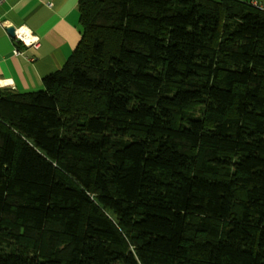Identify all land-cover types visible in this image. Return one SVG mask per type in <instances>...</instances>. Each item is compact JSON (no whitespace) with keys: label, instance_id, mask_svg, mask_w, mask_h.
Returning <instances> with one entry per match:
<instances>
[{"label":"trees","instance_id":"obj_1","mask_svg":"<svg viewBox=\"0 0 264 264\" xmlns=\"http://www.w3.org/2000/svg\"><path fill=\"white\" fill-rule=\"evenodd\" d=\"M79 13L42 90L0 88V264H264V10Z\"/></svg>","mask_w":264,"mask_h":264},{"label":"crops","instance_id":"obj_2","mask_svg":"<svg viewBox=\"0 0 264 264\" xmlns=\"http://www.w3.org/2000/svg\"><path fill=\"white\" fill-rule=\"evenodd\" d=\"M257 4L264 0H238ZM80 0H4L0 5V88L39 91L43 80L61 70L81 40ZM29 28L37 49L14 41L8 28ZM16 51L22 54L17 56Z\"/></svg>","mask_w":264,"mask_h":264},{"label":"built area","instance_id":"obj_3","mask_svg":"<svg viewBox=\"0 0 264 264\" xmlns=\"http://www.w3.org/2000/svg\"><path fill=\"white\" fill-rule=\"evenodd\" d=\"M3 2H4V0H0V5ZM254 6L260 10H263L257 4H254ZM13 39L17 43H21L22 45H24L27 48L37 49L39 47V44H40L39 38L36 35H34L33 32L29 28H27L25 26L15 29ZM15 54L17 56H20L22 53L20 51H16Z\"/></svg>","mask_w":264,"mask_h":264},{"label":"water","instance_id":"obj_4","mask_svg":"<svg viewBox=\"0 0 264 264\" xmlns=\"http://www.w3.org/2000/svg\"><path fill=\"white\" fill-rule=\"evenodd\" d=\"M14 31H15V28H8V33H9L11 36H14Z\"/></svg>","mask_w":264,"mask_h":264}]
</instances>
